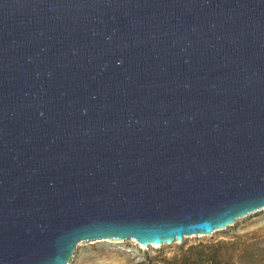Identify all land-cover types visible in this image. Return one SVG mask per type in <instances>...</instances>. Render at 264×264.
<instances>
[{
    "label": "water",
    "instance_id": "1",
    "mask_svg": "<svg viewBox=\"0 0 264 264\" xmlns=\"http://www.w3.org/2000/svg\"><path fill=\"white\" fill-rule=\"evenodd\" d=\"M263 210L264 0H0V264Z\"/></svg>",
    "mask_w": 264,
    "mask_h": 264
},
{
    "label": "rangeland",
    "instance_id": "2",
    "mask_svg": "<svg viewBox=\"0 0 264 264\" xmlns=\"http://www.w3.org/2000/svg\"><path fill=\"white\" fill-rule=\"evenodd\" d=\"M212 245L219 246L229 264H264V210L224 230L186 237L180 244L160 248L141 247L135 241L79 243L69 264H184V257L190 256L189 248L206 255ZM252 254L254 259L250 258Z\"/></svg>",
    "mask_w": 264,
    "mask_h": 264
},
{
    "label": "trees",
    "instance_id": "3",
    "mask_svg": "<svg viewBox=\"0 0 264 264\" xmlns=\"http://www.w3.org/2000/svg\"><path fill=\"white\" fill-rule=\"evenodd\" d=\"M209 248L211 253L206 255L201 253V251L197 253H193L195 248L193 247L189 248L187 253L189 252L190 256L184 257V261H185L184 264H229V262L225 258H223L222 255L220 254V248L218 245H212ZM202 255L206 257L207 262L202 259ZM250 258L254 259L255 255L252 254Z\"/></svg>",
    "mask_w": 264,
    "mask_h": 264
}]
</instances>
